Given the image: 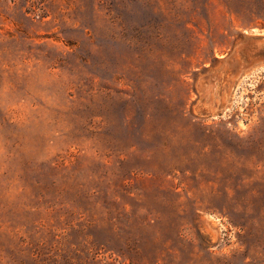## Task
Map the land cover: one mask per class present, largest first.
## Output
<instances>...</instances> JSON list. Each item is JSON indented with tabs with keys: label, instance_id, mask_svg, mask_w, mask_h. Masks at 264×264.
<instances>
[{
	"label": "rangeland",
	"instance_id": "obj_1",
	"mask_svg": "<svg viewBox=\"0 0 264 264\" xmlns=\"http://www.w3.org/2000/svg\"><path fill=\"white\" fill-rule=\"evenodd\" d=\"M0 264H264V0H0Z\"/></svg>",
	"mask_w": 264,
	"mask_h": 264
}]
</instances>
